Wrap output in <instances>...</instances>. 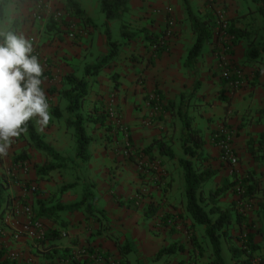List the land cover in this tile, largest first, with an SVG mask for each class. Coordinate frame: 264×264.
Returning a JSON list of instances; mask_svg holds the SVG:
<instances>
[{
	"label": "crops",
	"instance_id": "0c3cea01",
	"mask_svg": "<svg viewBox=\"0 0 264 264\" xmlns=\"http://www.w3.org/2000/svg\"><path fill=\"white\" fill-rule=\"evenodd\" d=\"M76 1L95 27L92 25L88 30L83 20L68 10L66 0H15V3L22 8L14 27L26 37L33 39L34 48L39 54L44 69L42 88L50 105L52 120L48 122L50 128L47 127L46 131V129L40 130L37 125L35 127L42 138L48 144L51 143L50 145L58 150L60 155L73 158L76 156L77 143L71 120L75 114H81L84 118L88 116L96 118L98 114L106 113L109 106L116 108L118 105L120 115L130 129L134 152L128 158L123 157V149L121 150L123 144L106 141L104 136L107 130L104 126L91 122L90 127L93 126L92 124L96 127L92 129L87 127V132L96 133L98 140L91 138L90 159L82 163L80 172H75L76 175L80 174L85 182L79 181L80 185L77 186L76 182H73L71 183L73 186L66 190L62 188L71 184L59 186L60 201L50 204L45 202V199L51 195L50 182L39 180L42 190L33 198L30 191L9 178L7 200L19 213H14L12 210V213L6 215L0 248L4 247L7 256L20 264H69L67 252L82 264H91L88 247L107 253L123 261V264H210L213 254L206 226L196 223L186 208L184 169L179 159L190 157L183 151V123L178 112L179 108L186 110L192 124L201 131L205 143L198 160L203 153L207 156L208 152L212 151V141L215 139L212 137L215 136L216 130L219 127L231 126L236 129L234 147L243 161V168H254L259 174H264V157L262 152L257 151L260 135L264 132V16L260 12L261 4L252 0L258 8L251 7L255 12L244 16L245 10L238 0L228 2L231 6L234 4L231 7L233 11L230 14L231 23L240 30L248 27L252 32L250 37H245L246 32L243 31L244 34L238 38L230 55L235 61H246L245 64L248 70H251L249 73L253 77L243 88L231 89L215 70L212 71V67L218 66L219 62L216 55L220 50V48L218 50L217 36L205 43L193 66L185 64L196 35L192 30V23L183 0L128 1V11L123 19L131 23L135 31L141 30L144 40L148 41L147 33L161 36L168 23L175 28L174 36L169 40V50L160 56L151 55L154 58L153 62L150 61L146 69L144 66L140 70L141 72L144 70L142 75L149 85L155 83L164 98L175 103L174 107L162 114V120H158L157 123L156 119L152 123L144 106L145 92L140 85L142 80L138 81L139 74L132 83V89L122 95L118 90L112 93L114 86L106 76L105 70L94 75L85 74V67L93 62L96 63L100 56L98 54L107 44L104 35L106 14L102 9L101 0ZM3 2L7 3L11 0H3ZM190 3L199 17H205L209 12L206 0H190ZM56 14H61V18H56ZM242 17L247 19L243 20ZM253 18L258 19L257 24ZM52 19H57L56 21L59 22L65 19L71 21L70 26L75 25L91 31V52L94 56L88 55L83 58L78 51L82 48H78L77 43L73 44L69 39L66 42L53 39L54 32L48 27V22ZM120 25L121 20L109 22L111 36L116 40L120 39ZM146 43L148 42H144ZM255 48L259 49V52H254V55L252 51ZM130 65L134 70L131 75H136L139 68L136 64ZM110 70H120V66L115 62ZM70 73L89 82L83 105L76 113L66 110L68 101L63 96V90L69 87L66 75ZM129 73L130 70L124 71V75ZM221 90L223 93H220ZM220 94H223V97H220ZM55 110L61 113L59 118L55 117ZM57 119L59 121L64 119L71 124V127L67 129L66 125L63 127L57 125ZM48 132L53 133V136L50 137ZM160 137L172 145L176 157L173 159L161 157L155 160L154 163L158 166L156 176L160 175L161 179L155 184L149 179L150 177H147V186L139 176L134 155H137L138 150L147 146L154 138ZM32 145L29 135L24 140L19 137L13 138L7 155L0 157V175L9 173L7 170L13 165V158L21 148L28 146V153L34 154ZM250 148L258 154L257 159L250 152ZM190 159L194 162L197 160L196 157ZM32 161L35 162L34 159ZM159 161L162 166L158 165ZM32 170V173L24 176L27 181L36 179L35 170ZM209 179L204 181L202 186ZM83 183L95 184L93 192H87L97 200L93 202L89 199L93 202L89 209L86 207L89 201H85L86 204L79 208L84 207L89 215L84 217L82 212L78 213L79 209H64L58 211L56 220L41 216L40 220L47 230L57 228L62 235L60 239L48 241L46 246H43L38 239L39 230L27 220L26 211L30 207L25 206L23 202L31 201V205L36 202L37 209L41 202L46 207H52L57 203L71 205L82 200L86 192L83 191ZM203 191L201 188L202 198L206 196ZM234 193L228 192L217 204L222 210L231 214V222L220 237L223 259L226 264H234L231 247L242 246V237L248 232L254 233V242L258 245V249L252 253L253 259H263L264 232L258 230H264V189L256 193L261 199H256L254 209L246 211L245 216L238 217L233 215L237 209ZM78 198L80 199L76 201ZM211 207L204 208L210 212ZM146 214L150 216L146 217ZM210 216L214 221L218 218L217 213L215 216L214 214ZM192 236H194L193 240ZM172 244L180 247L172 254H164L159 260L154 259L161 249ZM49 245L54 246L49 247ZM124 246L130 248V252H121ZM199 250H203V253L198 254Z\"/></svg>",
	"mask_w": 264,
	"mask_h": 264
},
{
	"label": "trees",
	"instance_id": "16d2710c",
	"mask_svg": "<svg viewBox=\"0 0 264 264\" xmlns=\"http://www.w3.org/2000/svg\"><path fill=\"white\" fill-rule=\"evenodd\" d=\"M128 1L129 0H101L102 9L106 14L105 35L107 39V44L110 49L108 53L104 56H99L97 58L96 63L89 64L85 67L86 75L98 74L102 70V68H104L117 55L118 41L112 39L109 22L112 20L123 19L124 14L128 11ZM253 1L261 4L260 12L264 16V0ZM214 2H216V0H207L206 4L213 5ZM183 3L192 23V30L196 35L195 43L190 48L185 62L187 66H193L197 62L205 43L211 38H214L215 36H217L219 40L222 39L221 32L225 29L221 27L220 24L222 22L219 20L215 13L208 12L205 17H199L193 11L190 0H183ZM66 5L68 10L72 11L76 16L82 19L83 22H85V24L87 25V27L91 25V22L87 18L85 12L80 8L78 1L66 0ZM227 23L228 28L225 30V34L223 36L230 37V40L228 42H232V45L236 44L238 42V38L244 34V30H240L235 27L230 20H228ZM59 24H62V20L59 22ZM121 29L123 37H128L126 36L128 34L125 32V24L121 25ZM146 38L149 42V45L151 47H155L152 50V55L154 57L160 56L163 52L169 50L167 41H164L163 35L160 36L155 33H147ZM229 47V53H232L233 48H231V46ZM233 78H235V76ZM66 80L69 85L68 88L63 90V96L68 101V106L66 110L70 113H76L83 105L84 98L88 93L89 82L85 78H79L72 73L66 75ZM227 82L228 80L225 79L224 83ZM156 94V97H158V99L160 100V105H162L163 113L169 111L171 107H174L175 103L173 101H167L166 104H162L163 101H165V98L159 90L156 91ZM55 111V117L59 118L61 116V113L59 112V110ZM178 113L183 123V151L190 158L196 157L198 160L201 155L200 151L205 143L201 131L192 124V121L188 116L186 110H182L181 108H179ZM107 118L108 111L106 113L98 114L96 118L89 116L88 120H86V118H84L81 114H75L74 118L71 120V123L75 128V137L77 143L76 157H78L83 162H87L90 159L89 144L91 141V136L87 132V122L100 123L101 126H104V128L109 132L114 130L115 126H112V124L108 123ZM27 133L29 135V139L31 140L35 148L44 151L55 160L66 161V158L60 156V154L42 138V136L35 127L34 119H31L27 122ZM259 144L260 145L257 151L262 152V157H264V132L260 135ZM131 146H134L133 143L131 144ZM250 152L254 155L255 159L259 157L258 154H255V151L252 148H250ZM135 156V161H137V163H139L141 159H146L148 163H154L155 160L161 157H168L170 159L176 157L172 145L162 137L155 138L154 140H152L147 146L141 148V150H138L137 155ZM27 158V153L23 151L17 156H14L13 162L24 161ZM190 158L179 159V163L184 169L187 211L196 223L203 224L206 226V231L212 245L213 254V259L210 264H226L222 256L220 237L222 236V233L226 232V227L231 222V214L229 213V211L222 210L219 206H217L216 203L218 199H220L224 195V193L228 191V189L235 186L236 181L225 182L223 186L219 187L217 190L210 194L212 207L210 208V212H208L202 205L203 198L200 196L201 188L203 182L210 178V175L213 176L215 172L213 170L198 171L195 168L193 160H191ZM54 169L55 164L52 163L46 164L44 166H36L38 175L49 173ZM72 186L73 184L62 188V190H66L67 188H70ZM9 187V178L5 174L0 175V241L3 237L2 227L5 223L6 215L12 213L13 208L8 202L6 196V191L9 189ZM240 187L242 188V190H236V188H234V192L238 193L240 197L248 199H255L256 193H258L260 189L263 190V188L261 187V179L257 178L253 173H249L244 178V180L240 182ZM85 191L86 192L84 193L82 200L71 205H63L61 203H57L52 207H46L41 202V205L35 217L40 218L41 216H44L49 219L52 218L56 220L58 211H62L64 209L77 210L83 205V203H85V201H89V203H87L86 205L87 209H89L92 203L97 199L92 196L89 192H87V190ZM89 199H91L93 202H90ZM211 213L218 214V218L215 221L211 218ZM149 216V214H146V217ZM258 232H264V230H258ZM61 237L62 235L59 229L49 228L44 234V236L38 239L43 246H46V242L54 241L60 239ZM193 237L194 236H192V240ZM195 243L196 242L194 241V244ZM53 246L54 245H49V247ZM179 247L176 244H172L168 247H165L157 253L154 259L159 260L164 254H172ZM257 249L258 245L254 242V233L248 232L246 235H243L242 246L231 247L234 264H254L252 253L255 252ZM87 251L89 254L97 253L110 256L109 254L103 253L102 251L96 250L92 247H88ZM121 252L128 253L130 252V248L124 246ZM66 257L69 258V264H82L80 260H78L75 256L71 255L68 252ZM262 261H264V258L262 259ZM123 263V261H120V264ZM0 264L20 263H18L17 260L8 257L6 249L4 247H1Z\"/></svg>",
	"mask_w": 264,
	"mask_h": 264
},
{
	"label": "rangeland",
	"instance_id": "374dc122",
	"mask_svg": "<svg viewBox=\"0 0 264 264\" xmlns=\"http://www.w3.org/2000/svg\"><path fill=\"white\" fill-rule=\"evenodd\" d=\"M228 2H229V0H216V2L213 3V5H208L209 12L215 13L216 16L219 18V20H226V21L230 20V14L233 12L231 7L234 4L231 6ZM238 2L242 5L241 7L243 8V10H245L244 16L251 15L255 12V11H252L251 7L258 8L256 3H254L252 0H238ZM125 14H124V16H125ZM124 16H123V18H124ZM242 18H243V20L247 19L245 17H242ZM253 20H254L255 24L258 23L257 18H253ZM58 24H59V22H57L56 20H53V19L49 20V22H48L49 30L51 32H54L53 39H57V40H60L63 42H66L69 39L71 41V43H73V44L77 43L78 48L79 47L82 48V49H78V51L80 54L83 55V58H85L88 55L94 56V53L91 52L92 38L90 36L91 31H88L89 29L86 31V29H82V28L75 26V25L70 26L71 21H67L65 19L62 20V24L60 26H58ZM83 24H85V22H83ZM122 24H125V32L128 34V35H126L128 37H123V35H122V29H121ZM121 25H120V39L116 40V39H114V36H112L114 40L118 41L117 55L104 68H102L101 71L105 70V72L107 73L106 76L111 80L112 85L114 86V90L112 91V93H115L118 90V91H120V95H122L123 93L127 94L128 90L132 89V87H133L132 83H134L133 81H134L135 77L139 74L140 76L138 77V81L142 80L140 85L143 86V89L145 92L143 101H144L145 108L148 110V114H149L148 118H150V121L152 123L154 121H156V119H157V123H158V120L159 121L162 120L161 116H162L163 112H162V105H160V100L158 99V97H156V95H157L156 94V91H157L156 84L153 83V84L149 85L147 79L145 77H143V75H142V73H144V70L142 72L140 71L144 66H145L144 69H146L148 67V63L150 61L153 62L154 58H152L151 55H152V50L155 47L154 46L151 47L148 44L149 42L142 38L143 34H142L141 30L135 31L134 28L131 27V23H129L128 21H125L124 19H122ZM91 26H92V23L87 28H91ZM168 30H171L170 36H168V39H166L167 45L169 48V43H170L169 40L171 37L174 36V33H175L174 25H171L168 23L166 29L162 33V35L164 36V39H165V36H166ZM243 30L246 32L245 37H250L252 32L248 30V27H244ZM216 38H218V37H216ZM247 40L250 41V39H247ZM216 41H217V39H216ZM225 41H226V38H223L222 40L218 39V41H217V44L219 45L218 50L222 44L221 42H225ZM144 42H148V43L144 44ZM106 43H107V39H106ZM229 45L231 46V48H233L235 46V44L232 45V42ZM85 46H86V48H85ZM108 49H109V46L106 44V46H104L103 50L100 51V53L98 55H100L102 57L105 53H108V51H109ZM252 52L253 53L259 52V49L255 48V49H253ZM216 55H217L218 60H219L218 66H216L215 68L212 67V71L215 70V72H217L219 74L221 80L222 79L225 80V78H223V76H222V70L224 69V66L221 65L222 64V58L218 53H216ZM227 55L230 58L231 66L238 68L242 71V76H243L242 82H243V84H242L241 88H243L245 86V84L248 82V80H250V78L253 77L252 74L249 73V72H251V70H248V66H247V64H245L246 61H244V62L235 61V59L232 58L230 53ZM254 55H255V53H254ZM115 62H117V64L120 66V70H117V71L110 70V68L113 67ZM94 63L95 62H93L92 64H94ZM131 63L136 64L137 67L139 68V71L136 73V75H131V72L134 71L133 67H131V65H130ZM125 70H130L129 75H127V74L124 75ZM116 75H117V77H116ZM148 87H150V88H148ZM241 88H238V89H241ZM220 93H223V90H221ZM219 96L223 97V94H220ZM166 102H167V100L165 99V101H163L162 104H166ZM213 104H214V100L212 99V105ZM111 110H113L115 112V115H116L115 118L110 116ZM107 111H108L107 122L112 124V126H115L114 127L115 129L112 131L106 132V135L104 136L105 140L108 142H117V143H120L122 145L124 143V139L128 138L130 141V144H132L130 129H129L128 125L125 124V122L123 121L122 116L120 115V110L118 108V105L116 108L114 106H109ZM88 118H89V116L86 118V120H88ZM34 120H35L34 121L35 126L37 125L40 130L46 129V131H47V127L50 128V126H48V124L47 125L39 124L36 117H34ZM50 120H49V122H50ZM57 125H61L62 127L64 125H66L67 129L71 127L70 126L71 124H69L64 119L61 121H59V119H57ZM92 125L93 126L90 127L91 126L90 122H87V127H90V129L96 127L94 124H92ZM122 128H123V131H122ZM222 130L227 132V133H221ZM27 134H28L27 132L22 133L19 136V138L24 140L26 138V136H28ZM47 134L50 137L53 136V133L48 132ZM217 134H220V137L217 139L215 138L212 141V151L208 152L207 156H205L203 153V156L199 160H196L195 162L193 161L198 170H202V169L208 170L209 169V170H211V171L213 170L215 172L213 176L210 175V179L206 182L207 184L205 183L202 186V188L204 190L203 192H205V194H206V196H203V200H202V205L205 208H209L210 206H212L210 194L212 192H214L215 190H217L219 187L223 186V184L225 182H231V181L235 182L236 181L235 186L228 189V191H226L224 193V195L220 199H218L216 204H218L222 199H224L228 192L234 193V190H235L234 188H236V190H242V188L240 187V182L243 181L244 178L249 173H253L257 178L261 179V187L264 189V179H263L264 174H259V172L254 168H243V161H242V159L239 158V156L235 150V147H234V137L236 135V129H233L231 126L219 127L216 130L215 136ZM89 135L91 136V138H95L96 140H98V135L96 133L90 132ZM126 135H127V137H126ZM215 136H213L212 138H214ZM54 140H56L55 137H54ZM222 141H225L229 146H231L233 153L238 157L239 162L237 165H233L227 159L225 152H224L222 145H221ZM49 144H51V143H49ZM34 148H35L34 145H32L31 149H32V153H34V154L28 153V149H29L28 146H26L25 148H21L19 151H17V154L15 156L20 154L21 151L25 150V151H27L29 157L24 161H18V162L14 161L13 165L11 167H9L7 170L9 173L8 174L4 173L8 178H11L13 182L20 184V186L22 188L25 187L28 191H30L31 195H33V198L35 196H38L39 192L42 190V188L39 186V180L44 181V182H50L49 188L51 190V195L47 199H45V202H47L48 204H50V202L60 201L59 189L62 185L64 186V185H68V184H71L73 182L74 183L76 182V186H77V185H80L79 181L85 182V179L82 178L80 174L79 175L75 174V172H78V171L80 172L81 165L83 166L82 163H84L82 160H80L79 158H76V156H73V158H72L69 156H62V155H60V156L66 158V161L55 160L51 156H49L47 153H45L44 151L38 150L37 148L34 149ZM121 150H122L123 157L128 158L129 156L132 155V152H134V146L131 147V152H130L129 156H126L124 154V148H121ZM139 150H141V149H139ZM177 151L179 152V150H177ZM32 159H34L35 162H33ZM135 162L138 166L139 176L144 180L143 181L144 184H146L148 186V183H146L147 177H150L149 179L152 180L153 183H155V184L159 183V181H160L159 179H161V176L160 175L156 176V174L158 172V166H156L155 163H148V161H146V159H141L139 163H137V161H135ZM35 163H37V165H34ZM51 163L55 164V169L53 171L46 173V174H42V175L37 174L36 166H44L46 164H51ZM69 164H70V166H69ZM158 165L162 166L160 161L158 162ZM260 167H261V164H260ZM255 168H257V166ZM32 169L35 170L36 179L27 181L26 177H24V176H27L30 173H32L33 172ZM21 173H22V175H21ZM48 177H49V179H47ZM71 178H73V179L71 180ZM34 181H36V182H34ZM83 186H84L83 191L87 190L89 192H93V188H94L95 184L94 183H88V184L83 183ZM165 186H167L166 182H165ZM234 194L236 195L237 204L235 205V207L237 209L233 215H237V217L242 216V215L245 216L244 214L246 211H250V210L254 209L255 203L257 202L256 199H261V197H259V196H256L255 199L254 198L248 199V198L240 197V195L238 193H234ZM74 197H77V196H74ZM80 198L76 199V201L79 200ZM30 202H23V204L25 206L30 207L29 210L26 211V216H28L27 220H30L32 223L33 221L40 220V218L35 217L36 213L38 212V209L35 208L36 202L34 205H31ZM85 204H86V202L83 203L82 206H84ZM12 206L13 205H11V207ZM80 212H82L84 217L89 215L86 212L84 207H82L81 209L78 210V213H80ZM238 213H239V215H238ZM215 214H214V216H215ZM96 216H98V215H96ZM22 235L23 234H21V236ZM201 248H203V250H204V247L202 245H201ZM203 250H199L198 254H202Z\"/></svg>",
	"mask_w": 264,
	"mask_h": 264
},
{
	"label": "clouds",
	"instance_id": "9594fccd",
	"mask_svg": "<svg viewBox=\"0 0 264 264\" xmlns=\"http://www.w3.org/2000/svg\"><path fill=\"white\" fill-rule=\"evenodd\" d=\"M21 8L15 0H0V157L7 155L13 138L27 132L28 121L36 117L47 125L51 119L34 42L14 27Z\"/></svg>",
	"mask_w": 264,
	"mask_h": 264
},
{
	"label": "built area",
	"instance_id": "2783aa9c",
	"mask_svg": "<svg viewBox=\"0 0 264 264\" xmlns=\"http://www.w3.org/2000/svg\"><path fill=\"white\" fill-rule=\"evenodd\" d=\"M60 15L61 14H56V18L60 19L61 18ZM55 20H57V19H55ZM220 21L222 22L220 24L221 27L226 30L228 28V23H227L228 21H226V20H220ZM225 30H223L221 32V36H222V39L226 38V41L221 42L222 44H221L220 50L218 52V54L222 58V64L221 65L224 66V69L222 70V76H223V78L228 80L227 85L229 88L238 89V88H241V86L243 84V82H242V77H243L242 71L238 68L231 66L230 58L227 55L229 53V50H230V47H229L230 43L228 42L230 40V37L223 36L225 34ZM170 33H171V30H168L164 41H167L166 39H168V36H170ZM222 39H220V40H222ZM34 50H35V48H34ZM35 54H37L39 56V54L36 50H35ZM234 76H235V78H233ZM110 116L114 117V118L116 117L115 112L113 110L110 111ZM122 131H123V128H122ZM221 133H227V132L222 130ZM126 137H127V135H126ZM219 137H220V134H217L215 136L216 139ZM221 145H222V148L225 152L227 159L233 165H237L239 160H238V157L233 153L231 146H229L225 141H222ZM123 146H124L123 147L124 148V154L126 156H129L132 146H131L128 138L124 139ZM12 210L14 213H19L16 208H12ZM31 225H33L37 230H39L38 238H42L44 236V234L47 232L45 224L41 220L33 221L31 223ZM65 235L66 234H64V236ZM88 258L90 259L91 264H120L119 259L113 258L111 256H107L105 254H97V253L89 254L88 253ZM253 263L254 264H264V261H262V259L258 258L255 260L253 259Z\"/></svg>",
	"mask_w": 264,
	"mask_h": 264
}]
</instances>
